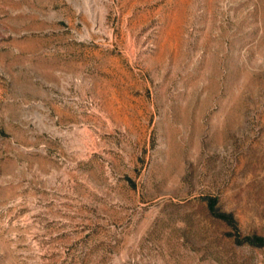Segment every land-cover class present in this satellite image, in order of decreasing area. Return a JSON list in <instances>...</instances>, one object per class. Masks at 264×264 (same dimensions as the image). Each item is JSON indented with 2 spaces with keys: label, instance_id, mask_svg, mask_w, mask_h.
<instances>
[{
  "label": "rangeland",
  "instance_id": "obj_1",
  "mask_svg": "<svg viewBox=\"0 0 264 264\" xmlns=\"http://www.w3.org/2000/svg\"><path fill=\"white\" fill-rule=\"evenodd\" d=\"M0 264H264V0H0Z\"/></svg>",
  "mask_w": 264,
  "mask_h": 264
}]
</instances>
